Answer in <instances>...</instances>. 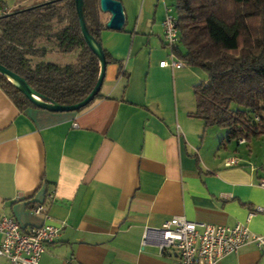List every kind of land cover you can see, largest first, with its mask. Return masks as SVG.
<instances>
[{
    "label": "crops",
    "instance_id": "0c3cea01",
    "mask_svg": "<svg viewBox=\"0 0 264 264\" xmlns=\"http://www.w3.org/2000/svg\"><path fill=\"white\" fill-rule=\"evenodd\" d=\"M120 1L121 30L106 27L110 15L101 12L102 46L115 61L93 103L19 108L0 86V218L62 227L40 264H179L176 247H161V228L175 216L264 235V152H233L232 142L218 143L226 130L191 115L194 86L208 73L165 44L172 0ZM172 59L184 64L161 66ZM230 157L239 162L228 165ZM218 264H264V254L249 244Z\"/></svg>",
    "mask_w": 264,
    "mask_h": 264
},
{
    "label": "trees",
    "instance_id": "16d2710c",
    "mask_svg": "<svg viewBox=\"0 0 264 264\" xmlns=\"http://www.w3.org/2000/svg\"><path fill=\"white\" fill-rule=\"evenodd\" d=\"M170 5L180 31L172 53L208 73L194 86L191 115L203 119L205 128L226 129L221 145L264 135V0H172ZM83 9L90 33L102 44L100 0H84ZM53 50L76 56L67 63L34 62ZM104 52L107 64L115 61ZM0 63L24 77L44 100L61 105L83 100L101 71L83 38L75 0H37L0 14ZM0 86L19 108L35 106L1 72ZM100 96L101 91L91 103Z\"/></svg>",
    "mask_w": 264,
    "mask_h": 264
},
{
    "label": "built area",
    "instance_id": "2783aa9c",
    "mask_svg": "<svg viewBox=\"0 0 264 264\" xmlns=\"http://www.w3.org/2000/svg\"><path fill=\"white\" fill-rule=\"evenodd\" d=\"M163 28L165 44L173 50L180 43V31L178 18L171 5L167 6ZM183 64L176 59L161 62V66L180 67ZM177 132L180 133L179 125ZM246 141L245 138L239 140L240 143ZM226 161L228 165H234L239 159L230 157ZM259 185L264 188V177L260 178ZM44 210V204L32 209L36 214H41ZM262 210L264 209L260 208ZM61 228L51 223L26 227L14 216L3 215L0 218V257L9 264H40L48 246L58 240ZM161 232V247H176L179 251V264H218L225 255L237 253L249 244H254L264 254V235L252 232L242 223L229 226L175 216L164 223Z\"/></svg>",
    "mask_w": 264,
    "mask_h": 264
},
{
    "label": "water",
    "instance_id": "95a60500",
    "mask_svg": "<svg viewBox=\"0 0 264 264\" xmlns=\"http://www.w3.org/2000/svg\"><path fill=\"white\" fill-rule=\"evenodd\" d=\"M75 2L80 19L83 38L89 48L98 56L101 65V71L96 85L83 100L71 105H61L55 102L46 101L43 99V96L38 91H36L24 77L0 63V72L3 73L16 86H18V88L29 98L33 104L51 111H77L88 106L101 91L106 76L107 58L102 44L98 43L94 39L86 24L83 9L84 0H75ZM100 10L101 12L110 15L109 20L106 23V27L115 30H121L124 27L126 15L122 1L100 0Z\"/></svg>",
    "mask_w": 264,
    "mask_h": 264
},
{
    "label": "rangeland",
    "instance_id": "374dc122",
    "mask_svg": "<svg viewBox=\"0 0 264 264\" xmlns=\"http://www.w3.org/2000/svg\"><path fill=\"white\" fill-rule=\"evenodd\" d=\"M3 1V4L0 5V13L5 11L6 8L11 9L15 5V2L17 0H0ZM37 0H33L32 2L25 3L24 5H30L32 3H35ZM18 8V7H17ZM76 56V53H73L72 55H61L58 51L53 50V52L49 55H46L44 57H35L33 60L34 62L45 60V61H56L59 63H67L73 60ZM215 131L213 132H219L221 133L222 130H226L224 128L215 127L213 129ZM226 135V134H225ZM220 143V141L218 142ZM250 146H253L254 149H262L264 152V135H262L259 138H252L251 141L247 140V142L244 145H238V140H234L231 143V150L234 152L235 149H238V151L242 154L246 153L247 151L251 150Z\"/></svg>",
    "mask_w": 264,
    "mask_h": 264
}]
</instances>
